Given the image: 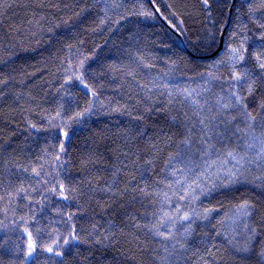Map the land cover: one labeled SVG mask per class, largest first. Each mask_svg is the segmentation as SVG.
I'll return each instance as SVG.
<instances>
[{
	"label": "snow or ice",
	"instance_id": "obj_1",
	"mask_svg": "<svg viewBox=\"0 0 264 264\" xmlns=\"http://www.w3.org/2000/svg\"><path fill=\"white\" fill-rule=\"evenodd\" d=\"M198 4L0 0V228L21 232L18 264H222L221 252L264 264V0L236 8L225 55L203 72L187 56L157 68L139 33L127 47L111 35L88 47L90 35L115 34L129 16L162 19L187 43V20L213 17L212 0ZM217 31L193 47L210 49ZM45 36L53 80L29 86V73L5 72L28 51L24 38ZM110 41L114 54L100 56ZM93 117L106 118L102 127ZM74 126L84 147L73 159ZM18 133L25 144L47 134L38 165L8 152ZM215 196L228 203L217 201L224 212L212 224L218 208L203 205ZM198 221L212 229L197 245Z\"/></svg>",
	"mask_w": 264,
	"mask_h": 264
},
{
	"label": "trees",
	"instance_id": "obj_2",
	"mask_svg": "<svg viewBox=\"0 0 264 264\" xmlns=\"http://www.w3.org/2000/svg\"><path fill=\"white\" fill-rule=\"evenodd\" d=\"M233 1L234 0H212V20H206L204 14H199L195 19L187 20L188 42L185 43V37H181L183 38L189 52L182 49L179 38L177 36H173L171 31H167L166 33L162 30V25L165 28L166 25L159 18L157 20H146L142 17L135 16H129L127 20H121L120 25H113V28H120V31L115 32V34L104 32L102 34L90 35L88 47L92 48L93 42L97 45H103L105 37L110 35L111 41H116L117 43L124 42L123 46L127 47V42L131 40L132 34L139 33L138 40L141 50L149 59L157 64V68L162 67L163 61L167 58L177 59L179 56H187L195 65L199 66L196 70L203 72L207 70L208 65L213 64L214 61L224 56L229 46V33L234 30L236 23V8L240 7L243 0H236L234 5ZM52 2H57V0H52ZM66 2L72 3L73 0H66ZM89 2H91V0H89ZM136 2L137 0H127L130 7ZM166 2L167 0H157V3L161 5L162 10H164ZM186 2L189 4L190 10L192 11H195L199 7L198 0H186ZM144 3L148 4V0H144ZM230 5L232 6L230 7ZM148 6L150 7V4ZM165 14H167L166 10ZM68 15H70V13ZM68 15H65L64 18L68 19ZM94 15L95 11H93L92 15L89 16L86 24L91 22ZM11 22L18 21L15 17H13ZM227 25L228 28L225 31ZM209 28L220 30L216 32L217 39L215 45H213L210 49H205L203 47H200L199 50L195 49L193 47V43H196L199 46L200 42L204 40V37L207 34L206 29ZM62 31L68 30L64 29ZM0 34H2V30H0ZM111 41L108 48H105L103 51L98 53L100 56L103 57L114 54L115 49L112 48ZM222 43V49L218 54H216ZM165 44L171 45V47H164ZM24 47L28 48V51L17 50L19 59L14 57L15 63L9 65V68L4 69L5 72L15 68L17 71L14 74L16 75L17 80L24 78V72L29 73L30 75L25 78V82L29 86L39 85L44 80H53L54 77L52 73L56 72V63L54 60L55 53L53 50L48 48L47 36H45L39 44H37L35 40H28L27 38H24ZM4 55L6 56L7 54ZM0 67L3 66L0 65ZM152 71L155 72V70ZM223 71H225V69L220 68V72ZM33 73L35 74L34 77L31 75ZM192 75L193 73L191 71L187 72V76ZM176 77L180 83H190L187 79H181L179 73L176 74ZM191 86L195 87L194 84ZM73 91L79 92L81 100L85 99L83 92H80L79 89H73ZM92 119L93 121H96L92 124V127L99 128L102 127L106 118L101 117L99 121H97L96 117H93ZM0 126H2V124H0ZM73 131H75L77 135H72ZM69 132L73 145L71 156L74 159L77 155L75 148L79 147L82 149L84 147L82 143V136L84 134L80 133L79 129L75 126L73 129L69 130ZM45 135L47 134H35V142L29 139L25 144L24 134L18 133L17 136L12 139L11 147L8 148V152L11 153L12 156H15L20 163H28V161L31 160L33 164L38 165L40 161L37 160V156L42 155L41 148H43L45 144L43 139ZM3 138L7 139V133L4 134ZM17 146L25 147V153L21 154L19 152H14L13 149H16ZM100 151L105 152L103 146H101ZM106 155L113 154L106 153ZM25 156H27V159ZM218 200L223 201L225 205L228 203L222 196H215L210 200L204 201L203 206H215L218 208V211L213 213L212 224H217V220L223 216L224 208H220L219 205H217ZM2 218L3 217L0 216V219ZM81 223H86V221H81ZM197 224L198 226H194L195 233L193 235V243L198 245L202 233H211L212 224H207L206 221H198ZM217 227H219V225H217ZM20 237L21 232L19 230L13 232L11 230L0 228V264H18V261L14 259V255L16 245L21 243ZM218 256H223L224 259L222 264H259V259L255 254H250L245 259L241 258V254L232 255L231 253L221 252ZM20 258L23 259L22 254Z\"/></svg>",
	"mask_w": 264,
	"mask_h": 264
},
{
	"label": "water",
	"instance_id": "obj_3",
	"mask_svg": "<svg viewBox=\"0 0 264 264\" xmlns=\"http://www.w3.org/2000/svg\"><path fill=\"white\" fill-rule=\"evenodd\" d=\"M235 2H236V0L233 1V5L235 4ZM230 15H231V12H230ZM160 20L165 24V22H164L162 19H160ZM165 25H166V24H165ZM228 25H229V23H228ZM228 25L226 26L225 31L227 30ZM177 37H178L179 40H180V46L182 47V49L185 50V51H187V52H189L188 49H187V47H186V45H185V43H184L183 38H182L181 36H177ZM222 42H223V41H222ZM222 46H223V43L221 44V47H220V49L217 51L216 54H218V53L220 52V50L222 49ZM210 57H213V56H210ZM210 57H207V58H210Z\"/></svg>",
	"mask_w": 264,
	"mask_h": 264
}]
</instances>
